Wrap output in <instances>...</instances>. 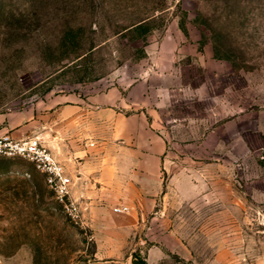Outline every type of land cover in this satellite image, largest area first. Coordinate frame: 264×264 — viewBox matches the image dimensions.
<instances>
[{"label":"rangeland","instance_id":"1","mask_svg":"<svg viewBox=\"0 0 264 264\" xmlns=\"http://www.w3.org/2000/svg\"><path fill=\"white\" fill-rule=\"evenodd\" d=\"M145 16L146 41L124 36ZM112 86L149 122L133 144L149 176L117 141L74 220L31 161L0 155V264H264V0H0V120Z\"/></svg>","mask_w":264,"mask_h":264},{"label":"crops","instance_id":"2","mask_svg":"<svg viewBox=\"0 0 264 264\" xmlns=\"http://www.w3.org/2000/svg\"><path fill=\"white\" fill-rule=\"evenodd\" d=\"M123 90L125 88L121 86H112L104 92L88 96L80 92L55 95L43 103L42 111L21 112L19 122L13 123L2 118L0 134L8 132L22 138L41 132L39 135L43 143L67 166L73 178L71 190L75 198L76 194L81 196L90 193V179L111 176L113 148L117 147L119 140L125 151L135 150L138 154L141 153L132 155L129 161L137 167L136 173L147 178L149 168L146 163L151 156L144 150L147 151L148 147L142 145L135 149L133 144L137 145L134 141L135 134L149 129V122L143 114H126L115 108L117 103L124 100ZM101 126L109 130L102 142L95 138ZM100 151L104 152L102 163H107L101 173L97 172L95 165L100 159L97 156ZM151 160L156 171L161 165V157L154 155ZM80 180L82 184L78 187Z\"/></svg>","mask_w":264,"mask_h":264},{"label":"built area","instance_id":"3","mask_svg":"<svg viewBox=\"0 0 264 264\" xmlns=\"http://www.w3.org/2000/svg\"><path fill=\"white\" fill-rule=\"evenodd\" d=\"M0 155L22 156L31 161L46 178V182L74 219L81 218L80 205L72 195L73 178L67 166L60 161L36 134L27 137H15L11 133L0 134ZM116 212L124 213L129 207H117Z\"/></svg>","mask_w":264,"mask_h":264},{"label":"trees","instance_id":"4","mask_svg":"<svg viewBox=\"0 0 264 264\" xmlns=\"http://www.w3.org/2000/svg\"><path fill=\"white\" fill-rule=\"evenodd\" d=\"M153 16H145L141 18H137L133 21H131L127 26L124 27L125 32L124 36L128 37L132 41H137V40H147V36L151 31L153 30L152 22L154 21ZM181 26L183 28L185 27L184 22L181 23ZM101 47L100 43L94 42L90 45L88 48V54L84 55L82 58H85L88 55L94 54L98 49ZM141 53L138 55L139 57L145 56V50L142 48L140 49ZM82 56V54H79L78 57Z\"/></svg>","mask_w":264,"mask_h":264},{"label":"water","instance_id":"5","mask_svg":"<svg viewBox=\"0 0 264 264\" xmlns=\"http://www.w3.org/2000/svg\"><path fill=\"white\" fill-rule=\"evenodd\" d=\"M132 263L133 264H146L144 261H142L141 259H138L135 256L132 257Z\"/></svg>","mask_w":264,"mask_h":264}]
</instances>
